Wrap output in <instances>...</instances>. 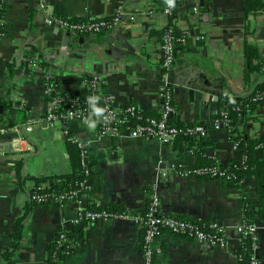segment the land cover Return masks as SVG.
Wrapping results in <instances>:
<instances>
[{"label": "crops", "instance_id": "1", "mask_svg": "<svg viewBox=\"0 0 264 264\" xmlns=\"http://www.w3.org/2000/svg\"><path fill=\"white\" fill-rule=\"evenodd\" d=\"M163 6V0L3 1L0 98L10 104L9 115L18 129L0 132V264H6L3 253L12 248L19 217L24 218L20 243L12 253L14 264H52L48 247L56 233L68 229L74 235V251L65 264H144L143 228L123 220L90 222L86 214L92 209L86 205L143 211L154 182L160 214L183 220H217L226 228L221 244L161 229L154 240V264H240L238 226L244 199L260 204L255 178L244 177L233 186L220 178L178 176L166 168L170 163L192 166L213 161L222 166L234 161L242 166L243 152L225 127L210 129L201 142L178 137L161 143L133 136L134 120L99 136L96 110L84 114L85 118L73 117L68 127L84 144L90 173L83 176L81 185L77 183L80 190L74 198L45 204L27 200L37 187L32 177L71 170L61 121L44 119L52 92L86 98L83 78L95 75L100 80L99 94L110 97L114 106L134 104L145 116L158 115L161 34L168 24L187 34L168 76L174 106L169 122L209 124L227 91L240 105L238 131L249 137L264 136L261 106L243 110L244 98L263 76L244 70L243 47L255 46L264 54V12L245 17L244 0H174L170 15L163 12ZM120 11L133 15V20L123 17L113 27L80 35L78 40L47 23L49 17L109 19ZM31 57L37 65H32ZM0 106L2 114L4 106ZM34 118L40 121L27 130L24 122ZM12 126L0 121V128ZM14 137L23 139L17 151L7 143ZM260 153L256 148V154ZM162 168L167 169L164 176ZM49 183L50 179L40 182L42 186ZM254 220L258 255L264 264V221Z\"/></svg>", "mask_w": 264, "mask_h": 264}, {"label": "built area", "instance_id": "2", "mask_svg": "<svg viewBox=\"0 0 264 264\" xmlns=\"http://www.w3.org/2000/svg\"><path fill=\"white\" fill-rule=\"evenodd\" d=\"M4 0H0V37L3 35V11L2 3ZM183 2L193 0H178ZM163 12L167 15L172 13L173 0H163ZM123 17L133 20V15H127L124 12H117L108 20L106 19H69L65 17H49L47 23L49 25L60 28L65 32H69L71 35H84V34H95L104 28H111L116 25ZM187 34L183 33L181 36L176 37L174 29L171 25H167L163 33L161 34V76L162 86L160 88V110L158 116H150L143 118L141 112L134 104L125 105L123 107L114 106L110 97L105 96L104 104L95 111L98 115L99 120V136H104L109 132L116 131L118 126L125 124L129 120H134L131 128V134L133 136L141 135L147 138H154L161 143H171L178 137L186 136H198L204 137L207 135L210 129H217L225 127L227 130L231 128L232 120L228 117L225 110H221L218 115H215L209 124L204 123H191L176 125L169 122V115L173 112V96L172 90L168 82V76L175 60V44L177 42L185 43ZM32 65H37L36 59L31 57ZM264 71V69H263ZM83 82L88 90L86 98H78L71 95V102L73 105L83 103L85 100H93L94 97L97 99L99 95V84L100 80L97 76H91L90 78H83ZM51 92V89H48ZM264 95V92H262ZM260 96L254 97L252 100L258 101V105L261 106V114L264 118V100L260 99ZM65 98L56 93L52 92L48 110L44 119L46 121L53 122L54 120H60L63 126L64 135H68L71 131L68 127V121L73 117H83V111L78 106L64 105ZM39 118L29 119L24 122V127L28 130L31 128L33 123L39 122ZM18 129V125L12 127H1V133H11ZM10 130V131H9ZM9 131V132H8ZM68 139L77 144L80 148V162L83 168V175L86 176L90 173V167L84 149V144L75 137L71 132ZM23 141L22 138H12L8 140V146L13 150L20 148L19 142ZM260 148V147H258ZM158 162H162L161 159ZM237 166V165H236ZM178 176H195L201 178H220L228 182L231 176L225 171L224 166L220 165H192L183 166L169 164L166 167ZM162 168V176L165 175L166 170ZM81 185V182L79 183ZM37 190L28 194V200L36 204H45L51 200H67L74 198L76 192L61 193L57 196L49 193H42ZM160 199L157 192L156 182L150 187L148 200L143 211H123L107 207H98L97 209L89 210L86 214V218L90 222L96 220H123L141 226L143 228V236L141 241V250L144 256V264H153L152 258L154 250V240L156 235L161 229H169L170 231L193 237L199 241H207L211 244L223 243L225 238L226 228L225 225L217 220L207 221L208 227L213 232H208L204 227V221H187L170 215H162L159 213ZM79 220L76 219V222ZM239 233H243L249 236L250 246L244 248L248 256L249 264H261L259 258V236L257 232V226L255 222H242L238 226ZM64 231L59 234L60 239H64ZM238 260H240V254H237Z\"/></svg>", "mask_w": 264, "mask_h": 264}, {"label": "trees", "instance_id": "3", "mask_svg": "<svg viewBox=\"0 0 264 264\" xmlns=\"http://www.w3.org/2000/svg\"><path fill=\"white\" fill-rule=\"evenodd\" d=\"M263 12H264V0H244L243 14L245 17L249 15H258ZM78 20H82V19H78ZM173 29L176 37L181 36V34H183V32L176 30L174 27ZM183 45L184 43H180V42H177L175 44V55L177 54L179 49L180 50L181 48L183 49L184 47ZM243 53L247 60L246 68L244 70L263 74L262 81L253 87V89L246 95L243 101V110L245 111V109H247L249 111H253L257 106L259 100L254 101L252 99L256 96H260L261 97L260 99L264 100V95L262 94V92H264V71H263L264 54H262L255 46H250L248 44L244 45ZM90 77L91 76L89 75L84 76V78L87 79ZM52 83H54V80L51 79L49 81V84L52 85ZM57 94L65 98L64 105L78 106L79 108L82 109L83 114H86L87 116L93 110H98V108L104 104V98H105V96L99 94L97 96V99H95L96 97L95 96L93 100H85L83 101V103H78V105H73V103L70 100L71 99L70 94L58 93V92ZM0 104H3L4 106V111L2 112V114H0V121L4 122L5 126L16 125L17 124L16 120L11 115H9V109H11L10 104L5 105L4 98H0ZM6 109L8 110L5 111ZM239 109H240V105L238 103V100L231 98L227 93V91L222 93L219 112L221 110H225L228 114V117L232 120V125L231 128L229 129L231 139L234 142V144L242 150L244 155V162L242 166H236L234 161H230L226 164V166H224L225 171L231 176V178L227 183L235 186L244 177L253 176L255 178L256 190L260 196V204L254 205L249 200L244 199L243 217L240 223L254 222L255 217L257 218L259 217V219L264 221V136L249 137V136H244L238 131L235 124H237L238 121ZM142 117L146 118L150 116H145L142 114ZM69 134L65 136L66 138L65 140H66V147L69 150L71 170L67 173L54 175V176L32 177L33 179L36 180L37 183L36 188L39 187L40 188L39 191H41L42 193H49L57 196L61 193L68 194L69 192H77L78 190H80V186L77 183L80 182L84 176L83 168L80 162V148L77 146V144L71 142L68 139ZM184 138L190 141L197 140L201 142L203 137L186 136ZM258 147H260L261 149L260 154H256V148ZM217 164L220 165L216 161H213L204 165H217ZM90 165L91 164L88 163V166ZM48 179H50V183L47 186H42V184H40V182L46 181ZM36 188L30 191L29 194L37 190ZM86 207L87 209H94V210L97 209V207H95L93 203L87 204ZM23 218L24 217H19L16 219L15 228L12 235V242L10 245V247L12 248L4 251L3 253V256L6 259V264H14L11 260L12 253H13V249L16 248L20 243V239H21L20 232L23 224L22 223ZM187 221L195 222V220H187ZM208 224L209 223H207V221H204L202 225L208 232L209 231L213 232V230L209 229ZM63 233H64V239H60L59 237L60 232H58L54 235L53 240L48 247V261L51 262L52 264H65L66 257H69L74 251V247L72 246V243L74 242V240L72 239L74 238L72 229L65 230ZM240 241H241V245L237 249V254H240L241 256L239 263L249 264L248 263L249 255L243 251L244 248H248L250 246L249 236L240 233ZM153 258H154V254H153ZM153 258H152V262L154 264Z\"/></svg>", "mask_w": 264, "mask_h": 264}, {"label": "water", "instance_id": "4", "mask_svg": "<svg viewBox=\"0 0 264 264\" xmlns=\"http://www.w3.org/2000/svg\"><path fill=\"white\" fill-rule=\"evenodd\" d=\"M67 35H70L69 32H66ZM95 35V34H94ZM74 40H78L79 39V35H72ZM0 111H1V106H0Z\"/></svg>", "mask_w": 264, "mask_h": 264}]
</instances>
